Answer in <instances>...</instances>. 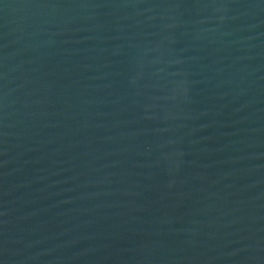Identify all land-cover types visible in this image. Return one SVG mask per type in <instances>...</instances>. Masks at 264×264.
Here are the masks:
<instances>
[{"label":"water","instance_id":"water-1","mask_svg":"<svg viewBox=\"0 0 264 264\" xmlns=\"http://www.w3.org/2000/svg\"><path fill=\"white\" fill-rule=\"evenodd\" d=\"M0 264H264V0H0Z\"/></svg>","mask_w":264,"mask_h":264}]
</instances>
